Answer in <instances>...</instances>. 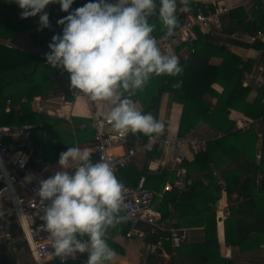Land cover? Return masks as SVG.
I'll return each instance as SVG.
<instances>
[{
  "label": "trees",
  "instance_id": "trees-1",
  "mask_svg": "<svg viewBox=\"0 0 264 264\" xmlns=\"http://www.w3.org/2000/svg\"><path fill=\"white\" fill-rule=\"evenodd\" d=\"M85 2L86 0H82V5ZM15 8L16 4L12 3L11 0H0V38H9L34 28L35 31L30 34L32 43L35 46L49 50L47 45L52 36L61 32L62 26H58L56 21L65 16L66 12L60 11L59 4L50 3L47 10L49 27L38 31L39 14L35 17L19 19ZM187 11H194L191 4H189ZM184 13L175 12L177 17L175 28L180 24ZM227 18L231 19L230 21L237 19L229 16ZM148 19L150 23L154 24L153 34H159L166 30L156 15L153 16L152 14V17L150 15ZM237 22L243 24V19H239ZM216 34V32L211 31L208 34L201 35L197 31L198 38L193 42L194 54L191 60L183 61L178 58L182 68L181 73L176 76H153L143 89L131 94L126 93V95H129V98L133 101L140 103L141 112H151L157 118L161 94H170L173 102L181 106L177 136L188 132L200 122L208 123L224 133L222 137L208 140L206 150L195 154L192 161L185 163L186 172L189 175L188 178H190L189 185L181 192L176 190L166 192L159 202L158 210L161 212L165 223L169 224L173 221L169 225L173 229H180L183 225L188 224V220L184 219L189 216L190 212L197 213L194 216L200 217L198 223L202 224L205 235L209 236L212 233L214 235L217 217L214 208L207 207V203L214 205L223 193L227 198L232 195L242 196L245 198V202H238L237 207L231 210L224 221V245L239 247L242 250V244L245 240L256 242V247L260 244L264 246V85L255 89L242 86L243 72L239 67V63L212 42ZM250 34H253V31H250ZM231 38L233 39H228V41L249 46V44L236 42V37ZM250 46L254 49H261L263 43L255 40ZM212 58L218 59L219 62L210 63ZM262 66L264 67V57ZM58 71V69L46 64L45 56L40 57L0 44V124L19 126L43 121L42 116L31 111L28 106H23L21 113H14L12 110L4 113L3 106L6 100L10 101L12 109L22 98L28 100L34 98L46 99L57 95L58 90L54 88L53 81ZM34 75L37 76L39 82L35 81ZM67 82L69 83L68 74ZM177 83L179 87L175 86ZM213 86L221 88V92L218 93ZM64 96L67 100V91ZM210 97L216 98L215 104L210 102ZM230 110L239 112L246 120H262L263 137L260 151V172L263 179L260 181V186L257 185L255 178L257 172L254 164L257 155L256 133L252 129L229 133L236 121L229 118ZM74 123H84L86 126L78 134V141L92 142L93 129L90 120L77 118ZM163 124L164 129L162 132H165L168 126L166 123ZM45 126L47 125L45 124ZM129 134L137 135L140 139L147 137L138 132ZM42 135H44L42 130L40 132L37 129L31 131L30 141L33 152L39 150ZM127 142L128 144L132 143V140L128 139ZM161 149V146L157 145L153 150L145 153L148 158L157 157ZM228 162H231L232 167L223 169ZM209 164L219 171L220 177L225 181L224 187H220L216 183ZM144 170L145 168L143 171L138 172L127 165L118 169L116 177L125 186H132L139 176L144 173ZM148 177L153 180L157 179V183L154 185L156 188L159 185L161 186L165 179L164 175L158 173ZM172 179L171 176L170 180ZM169 204L173 206L172 211L168 209ZM114 228L115 226L110 227L107 231L113 234ZM142 230L146 232H144L145 234H150L155 242L161 239L163 244H170L164 241V237L169 234V228L165 227V230L160 231L145 226ZM10 231L14 240L20 239L21 233L16 224L11 225ZM126 231L127 228L122 225L120 232L124 238H126ZM208 239L206 237L201 244L203 248L214 242ZM247 250H253V247H249ZM205 262L217 264L214 263L216 261L211 259H207ZM65 264L80 263L68 261ZM146 264H161V259L153 252Z\"/></svg>",
  "mask_w": 264,
  "mask_h": 264
},
{
  "label": "clouds",
  "instance_id": "clouds-1",
  "mask_svg": "<svg viewBox=\"0 0 264 264\" xmlns=\"http://www.w3.org/2000/svg\"><path fill=\"white\" fill-rule=\"evenodd\" d=\"M11 2L21 9L22 19L39 14L38 31L49 27L43 10L50 3L68 13L56 21L61 32L48 43L45 62L68 74L70 89L92 101L110 102L106 120L113 130L149 137L163 131L164 124L151 112L139 111L126 93L143 89L153 76L181 73L178 58L161 52L148 19L155 14L171 34L177 0H86L71 11L74 0ZM90 157L86 148L67 147L58 155V170L38 181L40 228L61 261L79 253L86 254L83 264H111L116 253L106 232L127 218L121 215L126 188L106 161Z\"/></svg>",
  "mask_w": 264,
  "mask_h": 264
},
{
  "label": "crops",
  "instance_id": "crops-1",
  "mask_svg": "<svg viewBox=\"0 0 264 264\" xmlns=\"http://www.w3.org/2000/svg\"><path fill=\"white\" fill-rule=\"evenodd\" d=\"M79 1L80 0H74V3L70 6L69 11H71L72 7L78 4ZM191 1H195L201 5H208L213 10L220 7L227 8L226 13L219 15L220 29H212L209 32L202 33L201 35L208 34L211 31L216 32L217 34L215 39H211L212 42L219 46L225 54L232 56L238 61L239 67L242 70L243 75L253 73L254 71H256L257 67L262 65V60L264 57V4L262 3L263 0H187L186 5L182 3L181 0H177L176 13L185 12V16L187 13L186 10L187 8H189V4ZM48 8L49 5H47L43 11L47 12ZM15 9L17 11L18 18L21 19L19 15L21 9H19L17 5ZM67 14L68 13H66V15ZM154 15L155 14H153V16ZM228 16L230 18L236 17L237 19L234 21H230L231 19H228ZM239 19H243V24L237 22V20ZM34 31V28L32 30L26 31L30 32L28 35L30 40V34ZM250 31H253V34H250ZM257 31H260L263 34V39H257V41L263 43V47L261 49H254L252 48V46H250L252 42L249 40V37L254 35ZM23 33L17 34L9 38H0V44L11 49L44 57V54L49 50L43 48L44 50H42L41 53H32L30 51L25 50V47L27 48L28 45H25L21 40V36ZM233 33L236 34L234 36L236 37V42L249 44V46L235 44L228 41V39H233L231 38L233 37L231 36ZM42 35H44V33H42ZM218 62L219 60L216 58H212L210 60V63ZM33 78L35 79V81L39 82L36 75H34ZM68 84V82H61L55 79L53 81V86L54 88H56V90H58L57 95L47 97L46 99H41L40 106L44 110L43 113H39L38 111L36 112L31 109V111H33L34 113L36 112V114L42 116L43 118V121H39L36 124H32L35 125L33 129H37L39 132L40 130H42L44 135L40 137L41 144L37 152H33L31 141H29L26 145V149L29 151V160L32 163L37 162L39 164L45 165L48 168L47 170L50 175L54 171L58 170V155L60 152L66 150L67 147L77 146L80 148H86L91 155L90 158L94 160V155L92 153V142L78 141V134L84 129L79 130L77 127L82 123L76 124L74 123V121L77 118H84L91 121V117L93 114L106 117L108 110L112 106L110 102L106 101H92L90 99L83 100L80 98L72 100L69 97L66 100L64 94H66ZM213 87L215 89V87L217 86ZM243 87L255 89L251 86ZM215 90L218 93L221 92V88ZM62 94L64 97L63 99L61 97ZM209 100L212 104L216 103V98L214 97H210ZM20 103L21 101L17 105H15V107L18 108L20 106ZM134 103L135 107L140 111V103L138 101H134ZM4 107L5 105L3 106V109ZM22 109L23 108L21 105V112ZM3 112L6 113L5 110H3ZM180 113L181 106L173 102L172 96L170 94L162 93L159 99L157 118L161 122L166 123L168 127L167 131L159 134L168 137L177 136V126L180 118ZM229 118L236 121L240 119H245L243 115L233 110L229 111ZM252 121H255L257 123V131H255L257 136L256 150L257 153H259L261 151V143L263 137V124L261 119ZM45 124L47 126H45ZM73 128L75 132L72 135L71 131ZM231 129L229 133H234L231 132ZM110 132H114V130L110 128ZM188 132H191V134L196 138L206 140H213L224 135V133L216 127L204 122L198 123L194 128L190 129ZM258 135H260L261 137L260 143L258 142ZM128 139L132 140V143L128 144ZM137 139H140L137 135L129 134L126 141L115 140L109 152L114 155H120L133 144V140ZM172 157L173 152L169 149H161L159 156L151 158H148L145 152L138 150L135 153L132 162L129 164L130 167H132L138 172L143 171V169L145 168L144 173H142L140 176L145 177L146 187L156 194L154 206L157 209L159 208L160 200L165 194L162 192V187L164 183L166 181H172L170 180V178L171 176L174 177L173 173H170L167 170L171 166ZM193 157L194 156H188V159L185 163H189L190 161H192ZM161 161L164 162L163 165L160 164ZM231 167V162H228L224 165L223 169H230ZM209 168L215 176L216 183L219 180L224 181L223 178L220 177L219 171H217V169H215L211 164H209ZM157 173L164 175L165 179L162 185H159L156 188L154 185L157 183V179L153 180L150 179L148 176L151 177L152 175ZM188 176L189 175L186 172L185 168V179L187 180V186L190 183V178H188ZM239 198H241L240 201ZM236 201L237 203H242L245 202V198L238 195H232L231 197L227 198L226 195L223 193L218 199V201L215 203L218 204L219 207H226L229 210L230 214L231 210L233 209V204ZM215 203L214 205H212V203H207V207L214 208V212L217 217L214 235L213 233L209 236L205 235L202 224L198 223L200 222V217L194 216L195 214H197L194 212H190L189 216L184 219L188 220V224L183 225V227L180 229H173L171 228V226H169L173 223V221L169 224L166 222V227L169 228V234L172 230L176 231L179 236V242L177 243L165 241L170 243L168 245L163 244L161 239H158L155 242L150 234H145L146 232L144 230L143 233H145L142 239H126L121 235L118 236L114 234V231L117 228L115 226L113 234H110L108 231L106 232V241L116 253L115 257L111 261V264H146L149 256H151L153 252H155L157 257L161 259V264H211L205 262L207 259L214 260L216 261L214 263L217 264H264V246L262 244L256 247V242L253 243L251 241L245 240V242L242 244V250H240L239 247H227L224 245V221L226 220L227 216L223 218L220 217L219 210L216 209ZM168 209L170 211L173 210L172 204L168 205ZM250 210L253 211L252 208H250ZM121 215H123L122 212ZM120 224L121 226H124V221ZM206 237L209 238L208 240L214 242L208 245V247L206 246L203 248L201 244L203 243ZM249 247H253V250H247ZM17 248L18 246L13 247L12 245L11 250H18ZM205 258L206 260L204 261Z\"/></svg>",
  "mask_w": 264,
  "mask_h": 264
},
{
  "label": "built area",
  "instance_id": "built-area-1",
  "mask_svg": "<svg viewBox=\"0 0 264 264\" xmlns=\"http://www.w3.org/2000/svg\"><path fill=\"white\" fill-rule=\"evenodd\" d=\"M264 4V0L262 1ZM194 11H187L186 15L181 18L180 24L168 34L166 30L159 34H151L157 41V45L161 52L166 55H175L183 61H190L193 54V42L197 40V31L202 34L212 29H220L219 15L226 13L227 8L220 7L215 10L208 5H201L195 1L190 2ZM82 5L81 0L72 7L75 9ZM71 9V10H72ZM233 33L231 36H235ZM257 39H263V34L257 31L249 37L251 42ZM57 81L67 82V73L59 70L55 76ZM242 86H251L253 88L264 85V67H257L256 71L244 74L241 80ZM67 95L70 99L77 98L89 100V98L76 90L67 87ZM62 99L64 98L61 96ZM41 99L34 98L28 100L23 98L20 108L10 107V101H5V112L13 111L21 112V105L39 113H43L40 106ZM91 126L93 129L92 136V153L94 160L102 159L106 161L113 169L116 175L121 167H125L132 162L135 153L140 150L149 152L157 145L162 149H169L173 152L171 166L167 169L172 172L174 177L172 181H166L162 187V192H170L176 190L181 192L186 189L187 180L185 179L184 163L188 156H194L197 153L204 152L207 148L206 139L194 137L191 132H187L182 136L168 137L162 134H153L145 139L133 140V144L120 155H114L109 152L115 140L126 141L128 134L121 135L110 132V124L105 116L93 114L91 117ZM35 127L32 124H21L19 126L0 125V246H11L15 241L11 235V225L16 224L20 230V241L26 245L28 254L33 264H65L68 261H77L83 264L86 260V254H77L75 259L67 258L61 261L60 257L53 256L51 251V237L47 232L40 228L42 221L41 206L36 190L39 187L38 181L50 175L48 168L39 163H32L29 160V151L26 145L30 141L31 130ZM79 130L86 128L82 123L77 127ZM252 129L257 131V123L252 120L240 119L235 121L231 132L246 131ZM74 128L71 134H74ZM258 142L261 137L258 135ZM164 164L163 161L160 162ZM256 183L260 186L263 175L260 172L261 160L260 152L257 153L255 161ZM220 187H224L222 180L217 181ZM126 191L123 193V209L122 213L127 218L124 220V227L127 228L125 237L128 239H142L144 233L143 226L151 227L153 230H165V220L162 218L161 212L154 206L156 194L148 189L145 184V177L139 176L136 183L132 186H125ZM238 200V198H237ZM241 198H239V201ZM216 204V203H215ZM237 207V201L233 204V208ZM220 217H226L229 210L226 207H219ZM164 241L179 242V236L176 231H170L168 236L164 237Z\"/></svg>",
  "mask_w": 264,
  "mask_h": 264
},
{
  "label": "rangeland",
  "instance_id": "rangeland-1",
  "mask_svg": "<svg viewBox=\"0 0 264 264\" xmlns=\"http://www.w3.org/2000/svg\"><path fill=\"white\" fill-rule=\"evenodd\" d=\"M29 33L30 32L23 33L22 36H21V40L23 41V43L25 45H28L27 48L25 47V50L30 51L32 53H41V51L44 50V49L40 48L38 46H35L34 44L31 43V40L29 39V36H28ZM215 89H219V88L215 87ZM116 227L117 228H116L114 234L120 236L121 235V232H120L121 224L120 223L117 224ZM4 247L6 249H8V245L7 244L4 245ZM17 249L18 250H15V251L11 250V249H8V252H9L10 256L12 255L11 258L12 257L14 258L13 261L15 262V264H33L29 254H28L26 245L23 242L18 245Z\"/></svg>",
  "mask_w": 264,
  "mask_h": 264
},
{
  "label": "water",
  "instance_id": "water-1",
  "mask_svg": "<svg viewBox=\"0 0 264 264\" xmlns=\"http://www.w3.org/2000/svg\"><path fill=\"white\" fill-rule=\"evenodd\" d=\"M219 220V219H218ZM21 243L20 239L13 242V247H17ZM8 249H11V246H8ZM8 249L3 246H0V264H15L11 258Z\"/></svg>",
  "mask_w": 264,
  "mask_h": 264
}]
</instances>
